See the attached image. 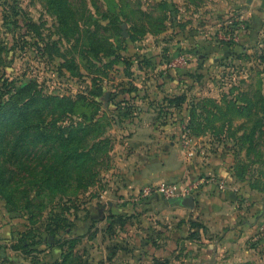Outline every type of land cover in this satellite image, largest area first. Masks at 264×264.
<instances>
[{
  "label": "rangeland",
  "instance_id": "374dc122",
  "mask_svg": "<svg viewBox=\"0 0 264 264\" xmlns=\"http://www.w3.org/2000/svg\"><path fill=\"white\" fill-rule=\"evenodd\" d=\"M188 2L0 0V117L11 109V97L20 93L17 105L20 111L27 109L32 132L45 129L53 139L46 144L37 135L31 144L32 136L23 134L29 127L25 114H17L16 127L7 135L9 146H18V155L13 158L10 146L0 158L1 167L13 177L14 190L10 195L0 186V193L6 191L10 198L8 202L0 194V264H155L153 254L173 264L181 261L175 244L167 253L144 244L155 237L163 244L164 233L154 229L176 226L179 215L167 201H153L137 225L107 230L104 218L110 212L101 211L102 203L112 200L118 208V196L100 192L113 166L124 158L120 148L128 131L121 134L113 125L118 113L128 108L118 104L119 91L137 83L152 96L173 93L181 79L191 83L184 91L190 97H219L229 88L223 87L229 73L236 81L233 93L262 90L256 85L261 77L255 54L259 42H241L230 59L218 40L193 38L199 20L196 3ZM263 6V0H255L247 4V12L259 15L257 8ZM205 41L213 43L214 51ZM177 47L191 57L189 68L179 72L168 68ZM240 47L250 48L251 56L246 58ZM198 54L207 60L200 72L195 71ZM242 61L250 69L220 70L219 64ZM244 78L251 86H239ZM165 83L170 90L163 88ZM26 101L28 107L23 106ZM216 125L225 128L223 119ZM211 136L234 143L242 135ZM254 137L256 152L264 159V132ZM239 144H232L237 155L242 152ZM75 156L78 164L71 160ZM44 176L49 185L42 181ZM187 259L181 264H190ZM252 264H264V259Z\"/></svg>",
  "mask_w": 264,
  "mask_h": 264
},
{
  "label": "crops",
  "instance_id": "0c3cea01",
  "mask_svg": "<svg viewBox=\"0 0 264 264\" xmlns=\"http://www.w3.org/2000/svg\"><path fill=\"white\" fill-rule=\"evenodd\" d=\"M184 1L186 4L188 1L192 5L196 3L194 9L199 24L192 34L195 39L206 37L219 41V28L225 17L233 13L244 17L246 22L249 16L250 27L246 24V30L235 46L222 44V49L232 59L231 50H238L241 42L252 38L259 42L255 54L258 56L256 66L261 70V77L256 85L263 91L264 41L260 33L262 22L264 24V6L257 8L259 15H256L247 12V4L251 5L255 0ZM205 42L214 51L213 43ZM177 48V56L183 55L187 61L184 66L175 68L179 72L189 68L191 57L180 51L182 47ZM240 49L246 58L251 56L250 48ZM202 56L200 58L198 54L196 72H200L207 61L204 62L206 56ZM247 64L242 61L235 66L219 65L222 66L221 71H234L237 68L244 72L251 67ZM229 76L223 84V87L227 85L229 88L219 97L200 94L190 97L184 92L188 81L181 79L175 82L173 93L152 96L145 86L135 83L132 88L115 95L120 98L119 105L133 108L119 112L113 124L121 134H125L126 130L128 132L124 138L125 145L120 148L124 158L113 166L111 179L105 180L106 189L100 192L118 196V208L112 200L102 203L101 211L110 212L104 218L109 221L107 230L112 229L113 225L121 229L139 224L143 211H149L153 201L164 199L171 212L179 215L176 226L154 229L156 234L164 233V243L160 244V238L155 237L151 241H144L145 246L167 253L175 244L181 255V261H175L177 264H181L185 257H188L190 264H252L263 261L264 159L256 152L258 147L254 136L264 132V93H233L231 89L236 81L232 79V74L229 73ZM242 80L239 86H251L248 78ZM167 84H163V88L170 90ZM204 101H212L220 107L221 113L211 104L204 109ZM222 105L234 108L222 109ZM220 119L224 120V129L216 125ZM218 133L242 136L239 141L230 143L227 139L215 140L211 136ZM235 143H240L242 152L239 155L233 152L235 147L232 144ZM163 180L188 188V196H193L194 206L172 203L157 191L149 194L142 192L144 187ZM150 258L155 264H173L168 257L153 254Z\"/></svg>",
  "mask_w": 264,
  "mask_h": 264
},
{
  "label": "trees",
  "instance_id": "16d2710c",
  "mask_svg": "<svg viewBox=\"0 0 264 264\" xmlns=\"http://www.w3.org/2000/svg\"><path fill=\"white\" fill-rule=\"evenodd\" d=\"M19 97H20V93H16L14 94L11 98L13 99V101L11 102V109H9L4 115L3 117H0V158L3 156L4 153L7 152V150L9 149V143H8V139H7V135L9 133V131L13 128L16 127V121L18 120V115H24L25 114V118H26V121L27 122V126H29L23 134H28L32 137H29V140L31 142V144H33L35 142V139L33 136H39L40 140L39 142H44L46 144H48L50 141H52L53 139L50 138V133L47 132L45 129L43 131H37V133H33L32 132V120H31V117L30 115L28 116L27 114V109L25 111H20V108L21 107H18L17 105V101H19ZM176 101V103L178 104V100L175 98L174 99ZM206 101H204L203 103V107L204 109L206 105L208 104H211L217 112L221 113V109L219 106L213 104L212 101H209L207 103H205ZM28 104L29 102L26 101L25 103H23V106L26 105V107H28ZM229 107V109H233L234 107H231V106H227ZM3 120V121H2ZM22 134V135H23ZM59 142V141H57ZM17 142L15 141L14 144H16ZM45 144V146H47ZM61 145H63L62 143H60ZM32 146V145H31ZM12 156L13 158H15L18 154H17V149H18V146L16 145H12ZM76 155H78L77 153H75ZM71 160L73 162H75L76 164H78V161L79 159L75 156L71 158ZM0 162H1V159H0ZM33 175V173H31V176ZM32 178V177H31ZM42 181L47 183L49 185V179L47 177H42ZM12 182H13V177L11 175H9L2 167H1V164H0V186L5 188L8 193H13V186H12ZM2 194L5 199L9 201V196L8 194H6V191H4V193H0ZM11 195V194H10ZM246 264H251V263H246Z\"/></svg>",
  "mask_w": 264,
  "mask_h": 264
},
{
  "label": "built area",
  "instance_id": "2783aa9c",
  "mask_svg": "<svg viewBox=\"0 0 264 264\" xmlns=\"http://www.w3.org/2000/svg\"><path fill=\"white\" fill-rule=\"evenodd\" d=\"M246 30V22L241 15H235L231 13L220 24L219 28V41L223 45L234 46L239 41V36ZM187 63L183 55L176 56L170 63L169 68H178L184 66ZM152 191H157L167 199L176 197H186L189 194V190L183 187L177 182L171 181H159L156 184H151L142 190L144 194H149Z\"/></svg>",
  "mask_w": 264,
  "mask_h": 264
},
{
  "label": "water",
  "instance_id": "95a60500",
  "mask_svg": "<svg viewBox=\"0 0 264 264\" xmlns=\"http://www.w3.org/2000/svg\"><path fill=\"white\" fill-rule=\"evenodd\" d=\"M200 58H203L202 55L199 56ZM172 203L178 202L182 206L186 207H193L194 206V198L192 195L186 196V197H176L170 199Z\"/></svg>",
  "mask_w": 264,
  "mask_h": 264
}]
</instances>
